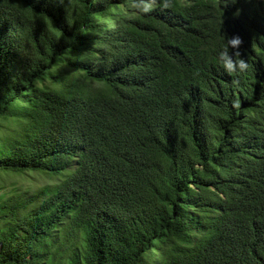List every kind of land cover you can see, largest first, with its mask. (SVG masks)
I'll use <instances>...</instances> for the list:
<instances>
[{
  "label": "trees",
  "instance_id": "16d2710c",
  "mask_svg": "<svg viewBox=\"0 0 264 264\" xmlns=\"http://www.w3.org/2000/svg\"><path fill=\"white\" fill-rule=\"evenodd\" d=\"M0 172V264H264V0H0Z\"/></svg>",
  "mask_w": 264,
  "mask_h": 264
},
{
  "label": "clouds",
  "instance_id": "9594fccd",
  "mask_svg": "<svg viewBox=\"0 0 264 264\" xmlns=\"http://www.w3.org/2000/svg\"><path fill=\"white\" fill-rule=\"evenodd\" d=\"M161 2L163 7H169L172 0H161ZM150 7L151 2L144 3L140 11L148 12ZM241 42V38L238 35L227 38L223 36V42L220 43L219 49L216 51V63L229 75L243 74L249 69L247 60L241 55L239 50ZM229 49H232L231 53ZM238 103V101L234 100L233 107H236Z\"/></svg>",
  "mask_w": 264,
  "mask_h": 264
},
{
  "label": "rangeland",
  "instance_id": "374dc122",
  "mask_svg": "<svg viewBox=\"0 0 264 264\" xmlns=\"http://www.w3.org/2000/svg\"><path fill=\"white\" fill-rule=\"evenodd\" d=\"M49 179L37 173H14V172H0V185L4 189H9L11 186L18 187V189L28 188L29 190H36L44 183H49Z\"/></svg>",
  "mask_w": 264,
  "mask_h": 264
}]
</instances>
